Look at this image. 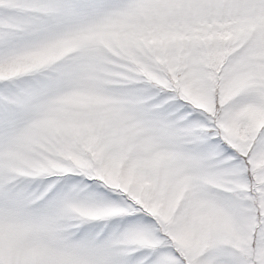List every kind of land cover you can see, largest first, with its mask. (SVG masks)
Listing matches in <instances>:
<instances>
[{
	"label": "snow or ice",
	"instance_id": "snow-or-ice-1",
	"mask_svg": "<svg viewBox=\"0 0 264 264\" xmlns=\"http://www.w3.org/2000/svg\"><path fill=\"white\" fill-rule=\"evenodd\" d=\"M0 264H264V0H0Z\"/></svg>",
	"mask_w": 264,
	"mask_h": 264
}]
</instances>
